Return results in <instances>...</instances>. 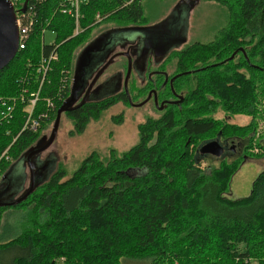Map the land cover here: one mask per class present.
Returning <instances> with one entry per match:
<instances>
[{"label": "trees", "instance_id": "trees-1", "mask_svg": "<svg viewBox=\"0 0 264 264\" xmlns=\"http://www.w3.org/2000/svg\"><path fill=\"white\" fill-rule=\"evenodd\" d=\"M58 1L22 0L33 20L26 47L0 70V97L14 95L19 102L12 120L0 123V172L41 136L23 126L19 96L37 88L24 81L33 70L30 65L42 55L57 53L35 108L54 120L69 96L59 101V69H70L78 53L72 51L91 39L98 23L94 15L123 25L146 21L140 0H86L80 4L79 31L73 34L74 19L55 10ZM235 4L236 20L213 42L179 49L194 50L181 55V68L194 61L192 66H207L195 76H182L179 87L194 79L183 103L149 118L139 142L119 156L103 162L91 154L66 181L58 169L38 185L30 194L34 198L16 210L21 212L18 225L9 235L0 234V264H122V259L144 264H264V170L246 197L232 198L229 184L238 161H221L220 169L207 164L201 168L197 157L200 145L218 130L247 139L250 157H264V125L259 123L264 122V0ZM42 28L55 33L54 43L43 44ZM240 47L253 66L245 58L239 60ZM234 50V56L225 59ZM216 61L219 64L212 65ZM48 97L54 107L46 109ZM120 97L115 92L65 114L80 132L89 118ZM217 108L223 111L220 120L211 117ZM235 114L247 116V124L225 122L224 115ZM151 135L154 140L148 141ZM132 168H141V174L129 176ZM25 201L0 207V214ZM2 218L0 231H8Z\"/></svg>", "mask_w": 264, "mask_h": 264}, {"label": "rangeland", "instance_id": "rangeland-1", "mask_svg": "<svg viewBox=\"0 0 264 264\" xmlns=\"http://www.w3.org/2000/svg\"><path fill=\"white\" fill-rule=\"evenodd\" d=\"M178 1L179 0H140V4L142 5L143 9V15H146V21L144 20L145 22L138 24L154 25L162 21L164 22L165 20L174 17V14L177 12H179V15L182 16L185 9H183L182 5L178 4ZM235 2L237 3V0H198V2L194 4L188 12L186 22V37H188V39L187 44L184 45V47L194 42L199 43V46L213 42V40L216 38L215 36H220L223 31L226 30V28L232 26L231 20H236V17L233 18V10L234 15H237L236 12L238 13V7H236ZM94 23L97 24L93 26V29H91L88 39L111 27L123 25L122 23L116 22V19L114 18H111V20L105 19V17L103 18V16H100V14L94 15ZM182 29L183 26L181 24L179 30ZM54 42L55 33L51 31V29H46L43 34V44L47 45ZM252 44H254L253 41ZM80 47L78 46L75 50H73L72 54L73 52L74 54L79 52ZM241 49L244 50L242 47H240L239 50ZM54 53L55 56H57V53ZM237 56L239 58V55ZM27 58L29 61L32 57L29 55ZM222 59L218 61H224V58ZM125 60L127 66L126 57L123 55H117L114 61H112L105 69V74L115 75L117 72L122 70ZM39 61L35 65H30L32 68H34L35 72L38 70L37 66ZM246 61L250 66H253V63L250 61L248 56ZM198 62L201 64V61ZM74 64L75 63H73L70 69L69 67L62 65L59 69L58 73L60 74V78L58 81L60 83L58 84L61 85L60 88L62 90L59 92V97L61 98L59 101H61L67 94H70L69 89L72 74L74 72ZM194 64L196 65L197 63L194 61L193 64L188 65V67ZM34 70L27 72L29 74L27 81L32 82L35 79ZM243 70L245 74H247V69L243 67ZM115 78L116 80L120 79V83L122 84V75ZM130 78L131 81H137V75L134 67H132ZM67 87L69 89H67ZM7 96L9 95H5L4 97ZM12 96L9 97L16 98ZM131 96L132 99L130 101L136 102L138 95L133 97L134 93L131 91ZM50 98L51 97H48L46 99L50 100ZM47 108L48 107H46V109ZM50 112L51 111H49V113ZM156 113L157 112L155 111L151 112L147 106L141 108L132 107L128 104L125 98L120 97V100H115L112 105L104 108L97 117L89 118L80 132H77L72 119L68 117L65 112L62 113L52 144L38 156L39 160H47V171L46 175L43 176V180H47L54 171L56 172V170L61 169L65 173L64 177H62V181H66L67 178L75 173L80 164L89 159V155L91 154L103 162H107L112 156H119L122 152L127 151L130 147L139 142L140 131L141 129L143 130L142 127H145V123L149 118H155ZM222 115V109L217 108L211 117L220 120L218 117H221ZM51 117L52 116L49 117L48 114V118H41L40 126L37 130L40 131L41 136L49 134L52 126V122H49L53 120V117L52 119ZM227 119L231 123L236 124H245L248 121L247 116L239 114L231 115ZM259 123L264 125V122L259 121ZM152 140H154V135H151V137L148 139V141ZM218 161L219 159H217V157H210L208 160L202 161V164H199V166L201 168H206L205 165L207 164L211 165L210 167L220 169V162ZM261 170H264V157H251L250 159L248 158L244 163H241L230 179L229 189L232 198L246 197L251 191L253 180ZM5 171L0 172V180ZM23 171L25 172L23 173V177L17 176V178H21V189L19 191L24 190L29 184L28 167L25 166ZM140 171L141 168H132L129 169L127 174L129 176H133L141 174ZM1 185L2 183L0 181V186ZM33 198L34 196H28L24 204H22L21 207H16V209L3 208V211L0 215L3 217V224L4 220H7L5 221V225L8 227V231L3 232L1 229V235H9V230L12 231L13 227L16 226V224L18 225L21 212L16 210H23ZM121 262L122 264H144L143 262L130 260H127V262L124 263L123 259Z\"/></svg>", "mask_w": 264, "mask_h": 264}, {"label": "flooded vegetation", "instance_id": "flooded-vegetation-1", "mask_svg": "<svg viewBox=\"0 0 264 264\" xmlns=\"http://www.w3.org/2000/svg\"><path fill=\"white\" fill-rule=\"evenodd\" d=\"M183 1L184 0H179L178 4ZM177 13L174 14V17H172V23L174 21V24L169 40L162 38L161 41L158 42L159 36L154 33L145 37L144 40L143 36L139 33V29L140 27L143 28L145 26H149V24L133 23L106 29L99 34H96L86 44L79 48L77 56H79L84 50H90V52L85 54L81 59V63H83L84 68L86 66V71L83 68L79 74V84L74 89L73 93V96L77 98L74 103H78L80 101L83 95L87 92L90 83L94 81V84L91 89L88 90L86 95L87 98L91 100H98V98H101L111 92H118L121 97H124L127 100L130 106L138 108L147 106L151 112H157L155 117L163 115L172 106H180L186 98L190 82L194 80L193 77L188 78V80L182 82L183 84L179 87V81L182 79V76H195L199 71L205 69L207 66L199 65L188 68L180 67L179 58L181 55L194 51L179 50L184 48V45L187 44L188 37H186V35L184 36V42H182L180 46L173 45V47L169 50L165 49L169 46L166 42L170 43L183 33V29L178 30V28L181 27L182 18H180V15H177ZM163 24H166V20ZM148 30L149 29H146V32ZM175 42L171 44H175ZM236 51L237 50H234L232 53H236ZM238 51L241 53L239 60L241 57L247 60V55L244 50ZM114 54H116V56H125L127 59V66L125 60L122 70L117 72L115 75L105 74V69L116 58V56H113ZM216 64L219 63H212V65ZM103 65H105L104 69L98 74L99 69ZM128 67L129 74L126 80V87H124V80L126 78ZM132 67L135 68L137 75L136 82L131 81L130 78ZM238 69L239 71L244 72L243 67ZM121 75L122 84L120 83V79L116 80L115 78L120 77ZM131 91L134 93L133 97L138 95L136 102L130 101L132 99ZM224 117L227 120L225 121L226 123L233 124L227 119L230 116L224 115ZM245 124H247V122ZM210 140H216L219 143L221 147V154L216 156L209 153H200L198 148L197 157L200 158V161L208 160L210 157H217V159H219L218 162L225 161L226 163L232 164L238 161L240 165L248 158H251L247 152V139L237 137L234 134H226L221 132V130H218L212 137H209V140L207 141ZM46 165L47 160H39V158H37V162L35 164L36 174L44 176L47 171ZM19 176L22 177V175ZM20 185L21 178L19 179L15 177V175H9L7 183L2 186L3 189L0 191V198H10L13 193L19 191L20 188L18 187Z\"/></svg>", "mask_w": 264, "mask_h": 264}, {"label": "water", "instance_id": "water-1", "mask_svg": "<svg viewBox=\"0 0 264 264\" xmlns=\"http://www.w3.org/2000/svg\"><path fill=\"white\" fill-rule=\"evenodd\" d=\"M197 2L198 0H189V1L184 0L183 2L180 3L183 9H185L184 14L182 16L180 15V18H182V23H183V33L181 34V36H179L178 38H175L170 43L166 42V44L169 45L165 48L166 50H169L171 47H173V45L179 46L182 42H184L185 40L184 36L186 35L185 29H186L188 12L191 9V7ZM177 15H179V12L177 13ZM173 24H174V21L172 23V18H170L166 20V24H163V21H162L154 25L145 26L143 28L140 27L139 33L141 36H143L144 40H145V37H148L151 33H154L155 35L159 36L158 42H160L162 38L164 39L166 38L167 40H169L170 34H172ZM146 29H149V30L146 32ZM173 42H175V44H171ZM17 46H18V33H17L14 9L8 0H0V70H2L6 65H8V63L15 57L17 53ZM89 52L90 50H84L79 56L76 55L77 57H75L74 72H73L72 79H71L70 94L66 98V100L57 108L55 118L52 122L51 130L49 134L40 136L34 144L30 145L25 151H23L20 154V156L10 164V166L5 171L4 175L2 176L0 180L2 183V185L0 186V191H1L3 189L2 186H4L5 183H7L9 175L11 176L15 175L16 177L19 175H22L23 177L24 175L23 173H25L23 169L25 168V166H27L28 172H29L28 186L24 190L16 191L8 199L0 198V207L15 206L19 204L20 202L24 201L34 191V189L38 187V185L44 182L43 180L44 177L36 174L35 164L41 152H43L46 148H48L52 144L55 138L58 125H59L61 114L64 112L70 111L71 109L85 102L94 101V100L88 99L86 96L88 90L91 89L92 85L94 84V81L90 83L87 92L83 95V97L80 99L78 103H74L77 100V98L73 96L74 89L79 84L78 82L79 74L84 68L83 63H81V59L85 54H88ZM233 55L234 53L231 54L227 59L232 58ZM113 56H116V54H114ZM105 65H103L99 69L98 74L104 69ZM84 70L86 71V66ZM128 74H129V67L126 72V78L124 80V87H126V80H127ZM113 93L114 92H111L107 95H110ZM199 152L206 153V154L209 153V154L218 156L221 154V147L216 140H210L200 145ZM20 187L21 185L18 188Z\"/></svg>", "mask_w": 264, "mask_h": 264}, {"label": "built area", "instance_id": "built-area-1", "mask_svg": "<svg viewBox=\"0 0 264 264\" xmlns=\"http://www.w3.org/2000/svg\"><path fill=\"white\" fill-rule=\"evenodd\" d=\"M8 1L11 3L15 13V20L18 33L17 52H20L21 50H23L24 47H26V42L28 40L30 24L33 20V15L32 13H30L29 8L26 4L22 2V0ZM85 1L86 0H59L57 3L55 9L56 11L73 17L75 23L74 34L78 33L79 31L78 19L80 16V4ZM45 30V28L41 29L42 41ZM53 58H56L55 54L50 56H41L39 64L37 66L38 73L35 72L33 68L35 79L32 81V83L37 84L35 85L37 88L30 92L28 96H24L22 94L21 96H19L22 100L21 102L23 103V113L25 116L23 126L27 127L28 131H37L38 127L40 126L41 118H48L46 112L40 111L39 113H37L35 111V108L39 97V90L43 82L48 81V72L50 70V63ZM24 81L28 82L27 79H25ZM17 100V98L7 99L0 97V123L9 122V120H12L16 104L19 103L17 102ZM46 106L48 108L54 107L53 100L46 99Z\"/></svg>", "mask_w": 264, "mask_h": 264}, {"label": "bare ground", "instance_id": "bare-ground-1", "mask_svg": "<svg viewBox=\"0 0 264 264\" xmlns=\"http://www.w3.org/2000/svg\"><path fill=\"white\" fill-rule=\"evenodd\" d=\"M73 75V74H72Z\"/></svg>", "mask_w": 264, "mask_h": 264}]
</instances>
